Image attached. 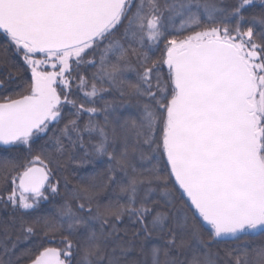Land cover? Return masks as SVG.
<instances>
[{
    "label": "snow or ice",
    "instance_id": "1",
    "mask_svg": "<svg viewBox=\"0 0 264 264\" xmlns=\"http://www.w3.org/2000/svg\"><path fill=\"white\" fill-rule=\"evenodd\" d=\"M0 209V264H264V0H0Z\"/></svg>",
    "mask_w": 264,
    "mask_h": 264
},
{
    "label": "trees",
    "instance_id": "2",
    "mask_svg": "<svg viewBox=\"0 0 264 264\" xmlns=\"http://www.w3.org/2000/svg\"><path fill=\"white\" fill-rule=\"evenodd\" d=\"M70 167H71V168H76L77 165H75V164H71ZM103 170H104V169H103L102 167H98V168L95 169L96 172H103ZM92 172H93V166H92V165L87 166V170H86V171L81 170V171L78 173V175H74V176L72 177L73 182H75L76 179H78V176H80V175H89V174H91ZM102 199H103V197H102ZM9 215H10V212L5 211L4 209H0V220H5V219H7V217H8ZM40 238H41V237H37V238H34V240L38 243ZM30 246H31V244L28 243V242L21 243V244L17 247L16 252H15V256H13L12 259L15 260L16 256H19V255H20V254H21L26 248H28V247H30ZM45 246H55V245H54V244H48V245H45ZM20 264H27V261H26V260H21V261H20Z\"/></svg>",
    "mask_w": 264,
    "mask_h": 264
}]
</instances>
